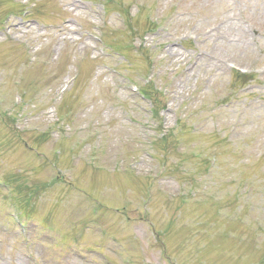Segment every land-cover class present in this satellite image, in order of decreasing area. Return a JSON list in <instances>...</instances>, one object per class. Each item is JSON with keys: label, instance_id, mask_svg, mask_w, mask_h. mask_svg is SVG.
Returning a JSON list of instances; mask_svg holds the SVG:
<instances>
[{"label": "rangeland", "instance_id": "rangeland-1", "mask_svg": "<svg viewBox=\"0 0 264 264\" xmlns=\"http://www.w3.org/2000/svg\"><path fill=\"white\" fill-rule=\"evenodd\" d=\"M13 1L37 6L0 22V184L34 193L26 224L0 193V264H264V0H124L131 35L99 1Z\"/></svg>", "mask_w": 264, "mask_h": 264}, {"label": "bare ground", "instance_id": "bare-ground-1", "mask_svg": "<svg viewBox=\"0 0 264 264\" xmlns=\"http://www.w3.org/2000/svg\"><path fill=\"white\" fill-rule=\"evenodd\" d=\"M227 21V20H226ZM226 21H223V22H226ZM220 23H222V21H220ZM219 25V23H217ZM16 29H18V26H16Z\"/></svg>", "mask_w": 264, "mask_h": 264}]
</instances>
